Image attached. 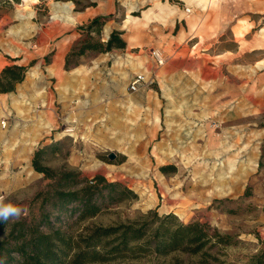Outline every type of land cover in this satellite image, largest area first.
I'll list each match as a JSON object with an SVG mask.
<instances>
[{
	"label": "rangeland",
	"instance_id": "rangeland-1",
	"mask_svg": "<svg viewBox=\"0 0 264 264\" xmlns=\"http://www.w3.org/2000/svg\"><path fill=\"white\" fill-rule=\"evenodd\" d=\"M95 5L105 22L100 35L90 36L104 42L117 30L125 46L70 56V68L92 65L104 54L110 68L119 63L121 69L118 78L85 79L92 85L83 87L87 95L99 96L100 87L112 82L113 94H106L117 98L105 102L107 120L98 100V120L77 124L76 112L68 121L54 100L52 51L40 54L44 42L49 51L69 29L79 34L70 48L80 46L86 37L81 26L91 18H73ZM176 6L198 24L194 43L186 39L179 52L165 39ZM0 37L10 53L24 57L19 63L9 57L8 64L27 67L12 91L0 93V139L6 141L0 144V196L6 203L22 207L21 216L37 213L38 203L30 201L50 179L34 170L31 158L43 148L47 166L87 178L100 174L136 193L94 222L132 219L149 209L184 223L206 222L239 241L224 249L222 264H247L264 239V0H0ZM144 38L152 41L147 58L129 45ZM151 48L162 52L164 64H156ZM140 72L152 82L131 92L128 83ZM128 93L136 98L130 101ZM169 261L145 256L116 264Z\"/></svg>",
	"mask_w": 264,
	"mask_h": 264
},
{
	"label": "trees",
	"instance_id": "trees-1",
	"mask_svg": "<svg viewBox=\"0 0 264 264\" xmlns=\"http://www.w3.org/2000/svg\"><path fill=\"white\" fill-rule=\"evenodd\" d=\"M104 22V16L96 15L81 26L86 37L67 52L66 69L70 56L125 46L117 30L104 42L90 36V32L100 35ZM26 69L16 63L2 67L0 93L12 91ZM44 152L36 149L31 158L34 170L50 179L30 201L38 203L37 213L0 222V256L7 257L6 264H116L145 256L170 257L169 264H222L224 249L239 243L235 235L206 222L184 223L172 213L159 215L155 209L132 219L94 222L110 207L135 199L136 193L100 174L87 178L75 169L47 166L42 163ZM247 264H264V239H259V248Z\"/></svg>",
	"mask_w": 264,
	"mask_h": 264
},
{
	"label": "crops",
	"instance_id": "crops-1",
	"mask_svg": "<svg viewBox=\"0 0 264 264\" xmlns=\"http://www.w3.org/2000/svg\"><path fill=\"white\" fill-rule=\"evenodd\" d=\"M175 7V5H174ZM172 8V22L169 27L171 29L170 36L169 38L166 35V40L168 43H170V47L173 49V51H181L184 49V43L186 42V39L188 41H192L194 38L197 37L196 33H193L195 31L197 25L193 24L192 19H185L184 16H182L181 10L179 9L178 6L176 8ZM103 11L97 9V6H88L86 7L85 10L82 12H79L78 15L73 18V22L76 20H82V19H87V18H92L96 15H102ZM194 25V26H193ZM193 26V27H192ZM176 27V32L175 34L173 33V29ZM191 30H188L190 29ZM238 25H234L233 28L238 29ZM186 29L189 31L188 34L191 35L190 37L185 36ZM234 30V29H233ZM247 32L244 31L242 33L245 34ZM79 34L72 30L69 29L67 30V33L62 35L59 38V41L56 43L55 46H53L49 51L46 49L47 43L44 42L42 47L44 46L45 49L44 51L41 52L40 56L45 55L47 52L52 51V62L49 64V70L50 73L49 75L52 76V78H55V87H56V93L57 97L54 98L56 103H60L59 107L61 109V113L66 114V118L69 121L71 119V116L73 115L74 112H76V123L77 124H90L94 123L98 120V115L99 113H95V110L93 109V106L95 103L100 100L102 101L101 109L102 111V117L107 120L109 118V111H107V103L105 104L106 101L109 99L115 100L117 97L111 96L113 94V86L112 82L110 83H104L102 85L101 90H100V95L96 96L94 94H91V91L88 92V89L83 88L85 85L90 88L92 85L86 84L84 81L86 78H89L91 81L96 80V77H99L98 79L101 78H111L117 77V72H121L120 70V64L117 63L113 68H110L108 64L105 62L106 56L103 55H98L94 60L92 61V65L89 64H82L79 63L77 66H74L73 68L70 69H65L64 68V57L67 53V51L70 48V45L74 42V40L77 38ZM195 41V40H194ZM192 43H194L192 41ZM5 44V45H4ZM9 43H6L2 37H0V69L4 67L6 64H8V59L10 58H15V62L19 63L24 60V57H21L18 55V53H10V49H12L9 45ZM152 41L150 38H144L141 41H135L131 42L129 45L131 48L136 49L135 52H132L136 55H140L141 57H146V50L151 46ZM197 44V42H196ZM195 44V45H196ZM6 46V47H5ZM145 47V49H143ZM7 48V49H6ZM163 52L168 53L166 49H162ZM19 52V51H17ZM143 52V53H142ZM145 55V56H144ZM36 61L38 64L41 63V59L39 57H35ZM137 64L133 68H137ZM132 68V67H130ZM89 72V73H88ZM128 74V70H125ZM129 76V75H128ZM118 78V77H117ZM85 86V87H86ZM112 93V94H109ZM3 94V93H1ZM135 93H128V98L130 101L134 100L136 98ZM52 111L56 113V108H52ZM101 114V113H100ZM56 115H58L56 113ZM74 119V117H72ZM54 121H52L53 123ZM38 123V122H37ZM39 124V123H38ZM1 142H6L3 141V139H0V144Z\"/></svg>",
	"mask_w": 264,
	"mask_h": 264
},
{
	"label": "built area",
	"instance_id": "built-area-1",
	"mask_svg": "<svg viewBox=\"0 0 264 264\" xmlns=\"http://www.w3.org/2000/svg\"><path fill=\"white\" fill-rule=\"evenodd\" d=\"M185 11L190 12V9L185 8ZM150 56L153 58V60L156 62L157 65L164 64L165 59L162 55V52L159 49L151 48L150 49ZM151 82H152V80L149 79L148 77H146L143 72L135 73L128 83V89L131 92H135L138 89H140L141 87H144ZM1 126L2 127L5 126L4 120L1 121Z\"/></svg>",
	"mask_w": 264,
	"mask_h": 264
},
{
	"label": "clouds",
	"instance_id": "clouds-1",
	"mask_svg": "<svg viewBox=\"0 0 264 264\" xmlns=\"http://www.w3.org/2000/svg\"><path fill=\"white\" fill-rule=\"evenodd\" d=\"M22 212V207L12 202L6 203L5 198L0 196V222L7 223L10 220H18ZM6 260V256H0V264H6Z\"/></svg>",
	"mask_w": 264,
	"mask_h": 264
},
{
	"label": "water",
	"instance_id": "water-1",
	"mask_svg": "<svg viewBox=\"0 0 264 264\" xmlns=\"http://www.w3.org/2000/svg\"><path fill=\"white\" fill-rule=\"evenodd\" d=\"M109 158H113L114 157V153H109Z\"/></svg>",
	"mask_w": 264,
	"mask_h": 264
}]
</instances>
